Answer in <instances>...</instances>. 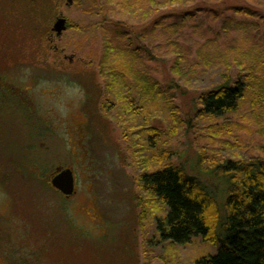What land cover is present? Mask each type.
<instances>
[{
    "label": "rangeland",
    "instance_id": "rangeland-1",
    "mask_svg": "<svg viewBox=\"0 0 264 264\" xmlns=\"http://www.w3.org/2000/svg\"><path fill=\"white\" fill-rule=\"evenodd\" d=\"M49 1L51 16L30 13L28 0H0V230L9 253L26 264H195L214 254L201 237L161 241L164 208L139 187L157 168L142 161L168 155L208 191L220 235L226 194L208 169L264 157V4L194 0L147 15L154 0ZM60 16L67 29L46 39ZM106 39L121 49L111 92L98 70ZM236 80L245 96L235 112H200L199 96ZM60 169L73 172L72 197L47 182ZM0 264L12 263L0 255Z\"/></svg>",
    "mask_w": 264,
    "mask_h": 264
},
{
    "label": "trees",
    "instance_id": "trees-1",
    "mask_svg": "<svg viewBox=\"0 0 264 264\" xmlns=\"http://www.w3.org/2000/svg\"><path fill=\"white\" fill-rule=\"evenodd\" d=\"M115 1L107 0V3L113 7ZM254 1L264 4V0ZM192 2L194 0L149 1V8L143 13L150 12L147 15H151L157 6ZM51 3L48 0H28V4L31 5L29 11L38 13L43 10L44 14L51 16V9L54 7ZM47 32L46 39H49L52 31L48 28ZM104 42V54L98 70L99 76L108 81L106 89L111 92L112 86H118L113 84H118L121 77L117 74L109 76L108 72L113 63V54L116 55L117 49L118 51L121 49L113 46L108 40ZM172 67L173 71L177 72L182 69L179 56ZM244 94L245 85L241 80H236L232 85L225 81L215 90L199 96L202 107L200 112L212 117L235 112L243 101ZM100 110L103 111L104 107ZM165 160L167 163L158 168ZM143 164L147 169L157 168L153 172H145L140 177L139 187L142 194L152 197L164 208V211H160L156 216V228L161 241L187 245L193 238L201 237L217 247L214 254L198 259L195 264H264V157L232 159L224 163H215L208 169V174L215 180H220L226 194L225 216L220 223L219 236L215 232L219 223L218 208L215 198L208 191L182 169L169 164L168 155L158 159L150 157L142 161ZM51 178L50 176L47 180L48 183ZM1 232L2 230L0 255L12 264H26L27 258L17 259L13 257L12 252L9 253L12 248L10 238L2 237Z\"/></svg>",
    "mask_w": 264,
    "mask_h": 264
},
{
    "label": "water",
    "instance_id": "water-1",
    "mask_svg": "<svg viewBox=\"0 0 264 264\" xmlns=\"http://www.w3.org/2000/svg\"><path fill=\"white\" fill-rule=\"evenodd\" d=\"M68 2L70 3L71 0H68ZM65 29H67L66 20L62 16L55 19L51 29L55 36H60ZM51 177V188L55 189L66 198L72 197L75 190V180L73 172L70 169H60Z\"/></svg>",
    "mask_w": 264,
    "mask_h": 264
}]
</instances>
